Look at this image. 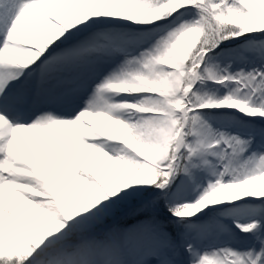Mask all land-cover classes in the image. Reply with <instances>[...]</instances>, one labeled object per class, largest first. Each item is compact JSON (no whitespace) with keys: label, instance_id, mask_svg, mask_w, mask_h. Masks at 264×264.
<instances>
[{"label":"snow or ice","instance_id":"snow-or-ice-1","mask_svg":"<svg viewBox=\"0 0 264 264\" xmlns=\"http://www.w3.org/2000/svg\"><path fill=\"white\" fill-rule=\"evenodd\" d=\"M0 264H264V0H0Z\"/></svg>","mask_w":264,"mask_h":264}]
</instances>
